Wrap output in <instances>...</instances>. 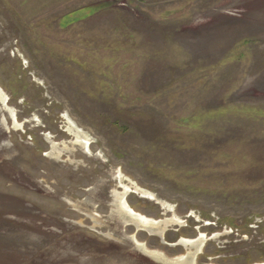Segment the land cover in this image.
<instances>
[{"label":"rangeland","instance_id":"obj_1","mask_svg":"<svg viewBox=\"0 0 264 264\" xmlns=\"http://www.w3.org/2000/svg\"><path fill=\"white\" fill-rule=\"evenodd\" d=\"M1 97L0 264H264V0H0Z\"/></svg>","mask_w":264,"mask_h":264},{"label":"bare ground","instance_id":"obj_2","mask_svg":"<svg viewBox=\"0 0 264 264\" xmlns=\"http://www.w3.org/2000/svg\"><path fill=\"white\" fill-rule=\"evenodd\" d=\"M2 100V102H4L5 98L4 97H1L0 98ZM70 126V125H69ZM72 127H70V130H71ZM75 128V127H74ZM71 134L75 135V138H76V142L82 144V145H87V141L86 139L84 138V136L80 135V132L74 130V131H70ZM127 190V189H126ZM137 193H140L143 197H152L150 196V194H146L145 191H140L137 189L136 191ZM119 210L122 214H124L128 219H130L131 221H134V222H137L141 227H144V228H148V229H153V230H156V231H159L160 230V223L161 222H154V221H149V220H146L144 219L143 217L141 216H138L134 213H131V211H129L130 209L127 207V204L126 202H124L123 199L120 200L119 202ZM129 209V210H128ZM129 211V212H127ZM166 222V221H165ZM167 224V223H164V225ZM165 227V226H164ZM162 229V228H161ZM163 230V229H162ZM164 231V230H163ZM189 243L190 247H194L195 250L199 251V249L201 248L202 245L198 246L197 243H195L194 241L193 242H190V241H185V243ZM138 247V249L140 251H142L144 254H146L147 256H151L152 258L156 259V260H159V261H164V259L161 257L162 255L159 254L158 252L156 251H147L144 246L142 244H137L136 245ZM195 251V252H196ZM193 258H194V255L191 254V258H187V257H180V258H177V259H174V260H168L166 259L164 262L166 263H174V262H178L179 264H193Z\"/></svg>","mask_w":264,"mask_h":264},{"label":"water","instance_id":"obj_3","mask_svg":"<svg viewBox=\"0 0 264 264\" xmlns=\"http://www.w3.org/2000/svg\"><path fill=\"white\" fill-rule=\"evenodd\" d=\"M124 220H125V219H124ZM126 223H128V222H126ZM177 244H179V245H183L181 241H179ZM189 247H190V246H189ZM191 248H194V247H191ZM186 255H187V254H186ZM186 255H185V256H186ZM197 255H198V254H197ZM197 255H196V256H197ZM196 256L193 258V264H195Z\"/></svg>","mask_w":264,"mask_h":264}]
</instances>
